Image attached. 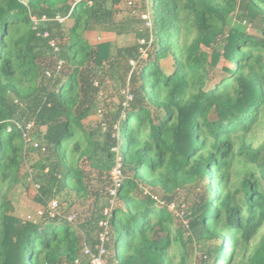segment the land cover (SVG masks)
<instances>
[{
  "label": "trees",
  "instance_id": "1",
  "mask_svg": "<svg viewBox=\"0 0 264 264\" xmlns=\"http://www.w3.org/2000/svg\"><path fill=\"white\" fill-rule=\"evenodd\" d=\"M101 246L105 264H264V0H0V264Z\"/></svg>",
  "mask_w": 264,
  "mask_h": 264
},
{
  "label": "rangeland",
  "instance_id": "2",
  "mask_svg": "<svg viewBox=\"0 0 264 264\" xmlns=\"http://www.w3.org/2000/svg\"><path fill=\"white\" fill-rule=\"evenodd\" d=\"M69 23L71 21H68ZM86 37L88 38V40L91 42V43H97V42H100V41H103V40H109L119 46L123 45V44H127V43H132L134 41V36L133 35H125V36H114L113 34H107V33H103V32H88L86 33ZM145 53H143V56L146 57V55H144ZM131 63H134V62H131ZM165 66H169V63L168 61H165L164 62ZM222 65H228L226 64V62L221 59L219 61V65H218V68H220ZM95 119L96 118V115L95 117L94 116H91L90 119ZM22 193L19 192V195L16 196V215L18 217H21V218H25L27 217L28 215H30V208L31 206L29 205L28 203V199H24L22 196H21ZM193 197L192 193L191 192H187V191H184V190H179L178 193H177V201L174 202V208L176 209V207H182L184 205H186V200L188 199H191ZM173 208V209H174ZM173 213H175L173 211ZM181 215V213H180ZM177 220V219H176ZM178 221V220H177Z\"/></svg>",
  "mask_w": 264,
  "mask_h": 264
},
{
  "label": "built area",
  "instance_id": "3",
  "mask_svg": "<svg viewBox=\"0 0 264 264\" xmlns=\"http://www.w3.org/2000/svg\"><path fill=\"white\" fill-rule=\"evenodd\" d=\"M74 1H81V0H74ZM88 1V4H91L92 3V0H87ZM67 18V16H60V15H56L53 20H57V21H64L65 19ZM141 18L142 19H145L147 20L146 21V25H149V21H148V13H144L141 15ZM33 22L35 24H37L39 22L38 19H36L35 17L32 18ZM51 19L50 18H46L45 16H42L40 21L41 22H45V21H50ZM45 35L47 34L46 32L44 33ZM140 42H143L142 40H140ZM143 53H145V50H142V56H143ZM146 55V53L144 54ZM144 57V56H143ZM130 98V95H127V99ZM127 103V100L124 101V105H126ZM113 150H116V148H114ZM121 163H120V157L117 156L116 157V162H115V165L112 167L111 171H110V180H111V183H112V187L110 189V194L111 196H115L116 194V190L117 188L120 186V183H121V179H122V173H121ZM114 203V199L112 198L111 200V205ZM53 204H56V202H54ZM104 213L106 215H109L111 214V208H106L104 210ZM100 226H102L104 228V231L100 234L101 236V239L104 241L107 239V232H108V229H107V221L106 220H101L100 221ZM104 248L101 246L100 247V250H99V254L97 255H93L91 257V264H105V262L103 261L102 257H101V254L104 253Z\"/></svg>",
  "mask_w": 264,
  "mask_h": 264
},
{
  "label": "clouds",
  "instance_id": "4",
  "mask_svg": "<svg viewBox=\"0 0 264 264\" xmlns=\"http://www.w3.org/2000/svg\"><path fill=\"white\" fill-rule=\"evenodd\" d=\"M112 209V208H111Z\"/></svg>",
  "mask_w": 264,
  "mask_h": 264
}]
</instances>
